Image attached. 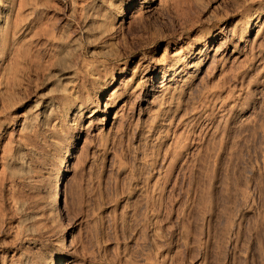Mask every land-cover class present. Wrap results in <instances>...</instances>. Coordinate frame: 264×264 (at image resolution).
<instances>
[{
    "label": "rangeland",
    "instance_id": "rangeland-1",
    "mask_svg": "<svg viewBox=\"0 0 264 264\" xmlns=\"http://www.w3.org/2000/svg\"><path fill=\"white\" fill-rule=\"evenodd\" d=\"M5 15L0 264H264V0Z\"/></svg>",
    "mask_w": 264,
    "mask_h": 264
},
{
    "label": "bare ground",
    "instance_id": "bare-ground-1",
    "mask_svg": "<svg viewBox=\"0 0 264 264\" xmlns=\"http://www.w3.org/2000/svg\"><path fill=\"white\" fill-rule=\"evenodd\" d=\"M16 0H0V49H4L8 43L9 38L6 33H3L5 30L9 17L5 15V13H9L11 10V6L15 4ZM69 164V155L64 160V166H67ZM64 173H61L58 175L59 180L55 182L56 190L54 193V197L51 204V209L53 212H60L62 210V200H61V188L60 184L64 183ZM70 238V232L66 231L64 234V240H67Z\"/></svg>",
    "mask_w": 264,
    "mask_h": 264
}]
</instances>
